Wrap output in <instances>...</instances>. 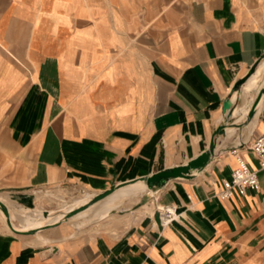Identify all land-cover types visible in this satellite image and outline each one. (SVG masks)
Instances as JSON below:
<instances>
[{"label": "crops", "instance_id": "obj_1", "mask_svg": "<svg viewBox=\"0 0 264 264\" xmlns=\"http://www.w3.org/2000/svg\"><path fill=\"white\" fill-rule=\"evenodd\" d=\"M263 57L264 0H0V189L24 202L27 188L102 193L192 171L230 109L247 118L264 70L243 106L232 92ZM260 100L250 146L264 134ZM244 145L218 143L204 169L163 182L90 238L41 241L0 224V264H264V175L258 191L218 196L231 151L257 169Z\"/></svg>", "mask_w": 264, "mask_h": 264}, {"label": "rangeland", "instance_id": "obj_2", "mask_svg": "<svg viewBox=\"0 0 264 264\" xmlns=\"http://www.w3.org/2000/svg\"><path fill=\"white\" fill-rule=\"evenodd\" d=\"M263 59L264 57L261 60ZM259 62L253 67V71L255 67L259 64ZM240 87L235 89L232 92V94L235 91H239ZM263 94H264V86L260 90V95L256 96L255 102H257L258 97L260 100ZM237 105L243 106V101L241 100V98H238ZM246 123H247L246 118L236 122L235 118L234 117L231 118V116L229 115V118L226 120L225 123L224 131H222L220 136H218L217 144L222 142L234 141L236 146L241 143H245L244 145L245 147L250 146L252 137L250 136L249 132L246 129H244ZM228 127L235 129L233 134L226 133L225 129ZM237 129H243V132L242 133L240 132L236 135L235 132ZM23 190L27 192L26 200H24V202H17V200L14 197L15 194L14 192L11 193L9 192L10 190L0 189V197H4L6 204L9 205V206L5 205L6 208L12 213L16 212L15 214L18 216L21 215L19 210L22 209L30 212L52 211L56 214H61L62 208L73 205L76 201L81 200L86 195L96 196L100 194V192L91 190L87 187L77 186V185L47 186L43 188H27ZM152 193H153L152 191H147L136 197L126 199L122 201L117 208H114L112 210L99 211L97 209L95 212H93L94 215L91 214L92 216L88 215L85 216V218L84 217L79 218V220H67L65 222H60L52 226V228L50 227L49 229L40 232L39 237L37 238L40 239L41 241H46L56 236L61 237L62 235H67L73 232L75 237H85V238L93 237L105 230H109V228L116 226V224L117 225L121 224V222L125 220V217L130 213V211L136 210L139 207H141L144 203H146L147 202L146 196L151 195ZM112 212L114 213L110 217H107V215L109 216ZM77 215L78 213L73 217ZM14 223L20 226H29L34 229L41 224V223H26L22 221L20 222L14 221ZM0 224L4 225L5 228L7 226L4 219L1 216H0ZM74 227H80V229L76 230Z\"/></svg>", "mask_w": 264, "mask_h": 264}, {"label": "bare ground", "instance_id": "obj_3", "mask_svg": "<svg viewBox=\"0 0 264 264\" xmlns=\"http://www.w3.org/2000/svg\"><path fill=\"white\" fill-rule=\"evenodd\" d=\"M262 70H264V60H261L259 62V64L255 67L254 71L252 72V74L249 75V77L241 85L240 90L237 91L236 100H235L236 104H237L238 98H241L242 93L246 92V89H247L250 81L254 78L255 75H257L258 72H260ZM234 93H233V95H234ZM259 94H260V91H259L258 95ZM233 95L231 96V98L229 100L232 99ZM260 101L261 100H259L258 103H256L254 101V103L251 106V108H253L257 104L255 107V110H254V114H255L256 110L258 109L257 107H258ZM251 108H250V110H251ZM232 112H233V110L230 109L227 115L231 116ZM248 116H249V114H248ZM248 116L246 118L247 123L253 119L254 115L251 119H248ZM226 129H234V128L228 127ZM251 129H252V126H251ZM124 184L125 185L117 187L112 193H110L109 195H107L103 199L96 201V202L93 201V198L95 196H85L81 200L76 201L73 205L62 208L61 214H56L52 211L51 212H42V211L41 212H30V211L22 209V210H19L21 215L18 216L15 214L16 212L12 213L7 209L8 210L7 220L10 222L11 228L13 230H16L19 232L35 231L36 232L35 234H39L40 232H43V231H39V230H41L42 228H44L46 226H53L55 224H58L60 222H65L67 220H79V218H81V217L85 218V216H88V215L92 216V215H94L93 212H95L97 209L99 211H104V210H112L114 208H117L122 201L131 198L134 194H136L139 190H141L143 188H147L152 192L155 191V189L148 187L146 185V182L142 181V180H135V181L127 182ZM0 202H2L4 204V206L8 205V204H6L5 199H3L1 197H0ZM77 213H78V215L73 217ZM113 213L114 212H112V214ZM0 216L4 219V221L6 223V217L1 210H0ZM67 216H69V217H67ZM14 221L15 222L22 221V222H26V223H41V224L39 226H37L35 229L29 230V229L19 228L18 226H16ZM12 229H10V230L12 231Z\"/></svg>", "mask_w": 264, "mask_h": 264}, {"label": "water", "instance_id": "obj_4", "mask_svg": "<svg viewBox=\"0 0 264 264\" xmlns=\"http://www.w3.org/2000/svg\"><path fill=\"white\" fill-rule=\"evenodd\" d=\"M252 72H253V68L249 71V73L242 80H240L238 82L236 89L238 87H240L245 82V80L249 77V75L252 74ZM258 100H259V97L257 98V102H258ZM255 106L253 108H251V110L249 112L248 119H251L253 117ZM224 127H225V125H222V126H219L217 128V130L215 131V133L212 136V139L210 141L208 148L204 152H202L199 156H197L195 159H193L191 161L193 164V168H194L193 171L190 170V168L187 164H183V165L176 166L174 168L164 169L162 171L156 172L155 174H152L151 176H148L146 178H141L139 180L145 181L146 185L148 187L156 190V189L160 188L162 186L163 182H165L167 180L177 179V178H189L193 172L201 171L210 163L212 156L214 155V152L216 149V138L218 136H220L222 131H224ZM122 185H125V184H119V185L113 186L110 189L106 190L105 192H102V193L96 195L93 198V201L96 202V201L103 199L104 197H106L107 195L112 193L117 187H120ZM0 210L4 213V215L6 217V224L8 225V227H10V229H12L10 222L7 220L8 210L2 202H0ZM50 227H52V226H46L39 231L49 229ZM12 232L15 234H22V235H34L36 233L35 231L19 232V231L13 230V229H12Z\"/></svg>", "mask_w": 264, "mask_h": 264}, {"label": "built area", "instance_id": "obj_5", "mask_svg": "<svg viewBox=\"0 0 264 264\" xmlns=\"http://www.w3.org/2000/svg\"><path fill=\"white\" fill-rule=\"evenodd\" d=\"M250 152L257 160L258 167L256 170L250 168L244 158L237 154L235 149L231 151V154L235 158L236 167L231 169V180L224 181V188L218 195L222 200L229 199L236 190L241 193L247 189L253 191L259 190L260 182L258 174L264 175V134L254 139L250 146ZM165 213L168 220L173 218V214L169 209H166Z\"/></svg>", "mask_w": 264, "mask_h": 264}]
</instances>
